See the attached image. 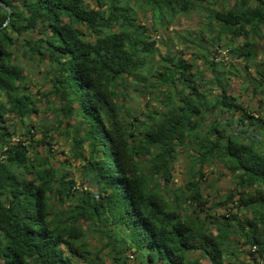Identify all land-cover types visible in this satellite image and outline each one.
I'll return each instance as SVG.
<instances>
[{
    "label": "trees",
    "instance_id": "1",
    "mask_svg": "<svg viewBox=\"0 0 264 264\" xmlns=\"http://www.w3.org/2000/svg\"><path fill=\"white\" fill-rule=\"evenodd\" d=\"M1 1L10 17L0 27V264H235L247 252L263 264L264 59L250 80L252 109L208 57L215 44L253 60L255 40L264 52V0H139L162 28L192 9L202 17L195 35H180L191 56L165 52L151 73L155 41L128 0ZM7 13L0 4V25ZM20 56L47 65L43 96L56 102L48 108L81 163L83 191L32 150L38 138L26 118L38 98L27 90ZM130 81L158 107L141 116L126 107ZM9 115L25 126L21 133L8 128ZM39 135L50 152V136ZM181 149L190 165L175 185ZM214 162L232 184L212 201L202 177ZM86 230L101 240L95 250Z\"/></svg>",
    "mask_w": 264,
    "mask_h": 264
},
{
    "label": "rangeland",
    "instance_id": "2",
    "mask_svg": "<svg viewBox=\"0 0 264 264\" xmlns=\"http://www.w3.org/2000/svg\"><path fill=\"white\" fill-rule=\"evenodd\" d=\"M89 6H93V0H84ZM139 0H128L129 3L134 5L136 8V20L140 25L144 27V31L150 35V39L154 40V45L156 47L153 57L148 60L146 67L148 70L153 71L158 65V58L161 57L165 52H173L176 55H182L185 59L191 56V48L186 47V43L181 39V33H188L195 35L201 27L202 17L196 11L192 9L188 14L178 15L171 23H169L165 28H162L157 23L154 22L152 14L149 11L143 9V6L138 4ZM222 2L215 4L213 7L221 6ZM186 33V34H187ZM21 36H17V41L19 42ZM256 39V38H255ZM238 42V41H237ZM240 43V42H239ZM257 47V54L253 60H244L242 55H233L231 56L225 46H218L214 44L211 54L209 55V60L213 62V68L220 70L223 77H226L225 83H227L229 92L233 95H238L243 101H245L248 108H255L258 103L250 98V95L253 93V83L250 81L251 78L256 75L257 65H260L264 59L263 46L258 40H255ZM19 64L21 65L22 74L26 76V85L27 90L34 96L38 98L37 111L32 113L31 118H26V124L33 125L34 128V138H38L32 150H38L41 154H46L50 157V162L53 166H56L61 169H66L68 175L75 179V183L81 187L79 191H83L88 186L82 180H80V161L75 160L71 152V144L69 143L68 137L63 133H59V128H55V115L54 111L48 108L52 103L56 104L55 101H49L43 93L46 92L47 88L50 86L47 79V65L42 63L40 65H35L31 62H28L26 58L20 56L18 59ZM202 63V61L200 62ZM204 64V62H203ZM236 64L238 68L231 66ZM201 68L204 76H207L209 73V68L204 64ZM150 78V75H148ZM137 88L141 89L139 91ZM125 96L123 103L126 107L134 110L138 115L146 111L148 108H153L154 106L158 107L156 104L157 97L152 98L148 93L146 88L142 87V83L139 81H130L125 89ZM255 98H260L258 92L255 93ZM159 98V97H158ZM150 102V106H147V103ZM10 119H7L8 128L12 130L10 124H15V129L17 133H21V130L25 129L24 125L17 124L18 120L13 116L9 115ZM41 130L50 136V152L46 151L48 147L45 144V139L43 136L39 135ZM43 138V140H42ZM69 163V165H67ZM190 165V158L186 150L181 149L177 153V157L173 162L172 174L173 181L175 185L182 184L185 179L188 177V167ZM222 172V173H220ZM203 192L205 197L209 198V192L212 195L211 200H218V197L215 195H220L222 192L227 191L232 184V177L229 172L222 169L221 166L214 162L210 166H204L203 168ZM209 184L210 187L205 186ZM85 185V187H84ZM220 208H215L210 210L211 216H216L220 213ZM86 238L89 246L92 250H95L96 247L100 246L101 240L95 232L86 230ZM103 241V240H102ZM250 247L248 250H250ZM253 252V251H252ZM256 254L242 253L237 256L239 262H245L242 264H258L254 262L253 257ZM236 262L235 264H240ZM264 264V261H263Z\"/></svg>",
    "mask_w": 264,
    "mask_h": 264
},
{
    "label": "water",
    "instance_id": "3",
    "mask_svg": "<svg viewBox=\"0 0 264 264\" xmlns=\"http://www.w3.org/2000/svg\"><path fill=\"white\" fill-rule=\"evenodd\" d=\"M0 4L7 10V16H6V18L4 19V21H3V23L0 25V27H2L3 25H5L7 22H8V20H9V17H10V8H9V6L7 5V4H5L4 2H2L1 0H0Z\"/></svg>",
    "mask_w": 264,
    "mask_h": 264
},
{
    "label": "built area",
    "instance_id": "4",
    "mask_svg": "<svg viewBox=\"0 0 264 264\" xmlns=\"http://www.w3.org/2000/svg\"><path fill=\"white\" fill-rule=\"evenodd\" d=\"M251 249L254 250L255 249V246L253 245Z\"/></svg>",
    "mask_w": 264,
    "mask_h": 264
}]
</instances>
